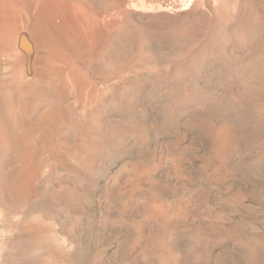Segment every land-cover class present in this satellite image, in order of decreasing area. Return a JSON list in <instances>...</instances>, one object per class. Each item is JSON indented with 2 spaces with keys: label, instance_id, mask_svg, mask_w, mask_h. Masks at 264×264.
Masks as SVG:
<instances>
[{
  "label": "rangeland",
  "instance_id": "obj_1",
  "mask_svg": "<svg viewBox=\"0 0 264 264\" xmlns=\"http://www.w3.org/2000/svg\"><path fill=\"white\" fill-rule=\"evenodd\" d=\"M126 12L111 70L95 75L111 90L66 109L58 155L40 132L24 162L0 149V179L35 167L25 199L0 190V264H164L140 255L137 202L192 195L194 220L164 240L176 264H264V0H127ZM164 148L178 160L159 163ZM131 164L145 173L133 185Z\"/></svg>",
  "mask_w": 264,
  "mask_h": 264
},
{
  "label": "bare ground",
  "instance_id": "obj_2",
  "mask_svg": "<svg viewBox=\"0 0 264 264\" xmlns=\"http://www.w3.org/2000/svg\"><path fill=\"white\" fill-rule=\"evenodd\" d=\"M126 5L127 0L98 4L99 7L90 0H0L1 153L9 150L12 156L15 151L24 162L29 154L27 142L40 132L41 144L57 156L62 144L57 134L66 109H89L105 100L112 84L99 85L95 75L108 70V55L114 46L115 50L118 48L116 39L127 24ZM38 109L41 112L37 116ZM212 131L216 155L225 157L224 152L233 147L235 139H231L230 127L223 124ZM166 150L158 162L166 158L176 162L178 156L170 157ZM32 168L23 164L15 180L0 179L2 195L14 192L24 199L28 197L35 170ZM123 171L129 174L127 182L132 185L145 174L136 164ZM197 200V195H192L189 201L146 197L137 202L136 208L143 217L139 226L148 228V241L140 255H156L164 264H176V255L165 249L164 240L174 229H182L194 220Z\"/></svg>",
  "mask_w": 264,
  "mask_h": 264
}]
</instances>
